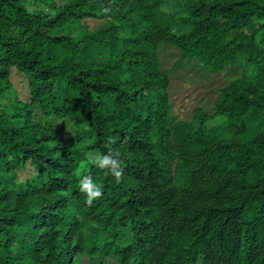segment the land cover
I'll return each mask as SVG.
<instances>
[{
  "label": "trees",
  "instance_id": "obj_1",
  "mask_svg": "<svg viewBox=\"0 0 264 264\" xmlns=\"http://www.w3.org/2000/svg\"><path fill=\"white\" fill-rule=\"evenodd\" d=\"M167 48L242 72L180 119ZM0 264H264V0H0Z\"/></svg>",
  "mask_w": 264,
  "mask_h": 264
},
{
  "label": "rangeland",
  "instance_id": "obj_2",
  "mask_svg": "<svg viewBox=\"0 0 264 264\" xmlns=\"http://www.w3.org/2000/svg\"><path fill=\"white\" fill-rule=\"evenodd\" d=\"M170 49L160 52L162 68L169 77L168 92L172 102V111L180 119L188 118L195 106L202 104L208 110L211 102L216 98V90L231 83L238 77L242 69L240 66H228L220 72L195 71L194 69L175 68L169 71L175 57L169 55ZM165 55V56H164ZM12 85L18 90L20 97L25 96V81L18 74L11 77Z\"/></svg>",
  "mask_w": 264,
  "mask_h": 264
},
{
  "label": "clouds",
  "instance_id": "obj_3",
  "mask_svg": "<svg viewBox=\"0 0 264 264\" xmlns=\"http://www.w3.org/2000/svg\"><path fill=\"white\" fill-rule=\"evenodd\" d=\"M109 143H112L110 140ZM89 161L97 168L104 170V175L107 177L111 175L114 177L116 183L123 180L124 170L121 167L118 151H110L107 154H89ZM80 191L85 194V203L91 206L95 199L102 196V185H98L93 181L90 175H82L79 179Z\"/></svg>",
  "mask_w": 264,
  "mask_h": 264
}]
</instances>
